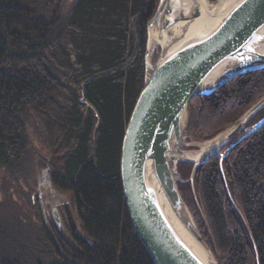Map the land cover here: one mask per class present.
I'll use <instances>...</instances> for the list:
<instances>
[{"label":"trees","instance_id":"obj_1","mask_svg":"<svg viewBox=\"0 0 264 264\" xmlns=\"http://www.w3.org/2000/svg\"><path fill=\"white\" fill-rule=\"evenodd\" d=\"M64 1L0 0V170L10 179L0 264H154L131 222L120 163L160 0ZM262 98L264 69L237 75L190 101L186 134L208 140ZM263 117L264 108L247 127ZM33 120L47 147L40 164L82 232L70 213L67 233L46 224L19 182ZM192 169L180 162L178 187L218 263L264 264V125L199 165L193 184Z\"/></svg>","mask_w":264,"mask_h":264},{"label":"water","instance_id":"obj_2","mask_svg":"<svg viewBox=\"0 0 264 264\" xmlns=\"http://www.w3.org/2000/svg\"><path fill=\"white\" fill-rule=\"evenodd\" d=\"M185 4L184 0H160L148 23L146 84L129 118L121 152L126 206L154 264H209L178 231L162 195L214 258L179 190L178 166L180 162L192 163L193 181L199 165L214 154L225 157L264 125L263 117L247 127L264 108L262 98L210 140L182 141L189 103L195 96L210 94L237 75L264 69V0H241L214 28L181 40L150 67V27L157 23L160 29L168 28L201 15L198 5L188 8ZM224 148L227 150L222 153Z\"/></svg>","mask_w":264,"mask_h":264},{"label":"bare ground","instance_id":"obj_3","mask_svg":"<svg viewBox=\"0 0 264 264\" xmlns=\"http://www.w3.org/2000/svg\"><path fill=\"white\" fill-rule=\"evenodd\" d=\"M184 1L188 8L198 5L201 9V15L190 20L173 23L168 28L159 29L156 25L151 26V45L158 43L165 50H168L169 48H173L178 45L181 40L183 41L184 39H188L193 35L207 32L208 30L214 28L222 20V18L241 0H218L217 2H211L210 0ZM150 67H153L151 61ZM177 177H179V175H177ZM162 201L178 231L194 247L202 259H204L209 264H217L207 249L190 234L185 225L175 215L164 195H162Z\"/></svg>","mask_w":264,"mask_h":264},{"label":"rangeland","instance_id":"obj_4","mask_svg":"<svg viewBox=\"0 0 264 264\" xmlns=\"http://www.w3.org/2000/svg\"><path fill=\"white\" fill-rule=\"evenodd\" d=\"M74 0H65L64 1V6L65 7H69L70 4L73 2ZM211 1V0H210ZM218 1V0H217ZM159 29V25L156 23L155 24ZM171 26V25H170ZM167 52V49L165 50L160 44L155 43L151 46L150 49V56H149V60L151 61V63L153 64V66L156 65L157 61L159 60V58L165 54ZM188 118H189V110H188ZM235 123V122H234ZM232 123V124H234ZM232 124L228 125L227 127H225L224 129H222L220 132H222L223 130H225L226 128H228L229 126H231ZM187 125V124H186ZM250 127V126H249ZM220 132H218L217 134H219ZM216 134V135H217ZM215 135V136H216ZM214 136V137H215ZM29 138H30V160L27 163V169L26 171H23L22 175L20 176V180L19 182L23 184V186L27 189V191H29V193L31 192L30 190H32L33 194H31L32 196L34 195V193L36 192V188H37V180H41L44 176H43V170L46 169V171L49 173L47 167L44 165L40 164V160H41V156L44 157L47 155V147L43 141L42 138V134H41V129L36 125L35 121L33 120L30 123L29 126ZM213 138V137H212ZM211 139V138H210ZM208 139V140H210ZM196 141V142H204L207 140H196L194 138L188 137V135L186 134V129L182 138V141L184 143H191L192 141ZM227 150V148H225V150H222V153H224ZM46 167V168H45ZM179 167V166H178ZM194 167V165H193ZM193 170V169H192ZM192 173V172H191ZM178 175H179V179H181V175L178 171ZM191 177V176H190ZM40 178V179H39ZM182 180V179H181ZM190 180V179H189ZM191 181V180H190ZM191 183L193 184V181H191ZM10 184V179H9V174L6 170L1 169L0 170V199L4 198V190L5 188H7ZM30 187V188H29ZM9 190V188H8ZM10 191V190H9ZM48 192V191H46ZM60 193H66V192H62L59 191ZM194 195H195V191L193 189ZM51 195V193H47V195H43L42 199L45 200V204L48 203L46 205L47 207H51L49 203H51V201H53V198L51 196V198H49V196ZM55 195V194H54ZM68 195V194H67ZM16 196V195H15ZM196 196V195H195ZM16 198V197H15ZM52 208H54V206L52 205ZM190 209V208H189ZM74 210V209H73ZM191 213L193 214V217L196 221V224L198 226V222L194 216V213L192 212V210L190 209ZM73 218L76 221L78 230L80 232L81 228H80V222L77 220V214L76 212H73ZM52 221V219H51ZM64 227V232H67V227L65 225V223L63 222L62 224ZM199 228V227H198ZM200 230V229H199ZM213 254V253H212ZM214 256V255H213ZM214 258L216 259V257L214 256ZM216 262L218 263L217 259ZM219 264V263H218Z\"/></svg>","mask_w":264,"mask_h":264},{"label":"flooded vegetation","instance_id":"obj_5","mask_svg":"<svg viewBox=\"0 0 264 264\" xmlns=\"http://www.w3.org/2000/svg\"><path fill=\"white\" fill-rule=\"evenodd\" d=\"M43 176L44 177L41 180H37V188L33 198L36 199L46 224L51 225L54 223L59 230H61L63 233H67L64 232L65 229L62 227V224L63 222L66 223L65 221L68 219L69 213L72 215V217H74L72 212L73 207L70 204V199L67 193H60L59 191L62 190L54 187L51 176L46 171V169L43 170ZM47 193H51L49 198H51V196L54 198L53 201L49 203L51 204V207L46 208L48 203L45 204V200H43L42 197L43 195H47ZM52 205L54 208H52Z\"/></svg>","mask_w":264,"mask_h":264}]
</instances>
